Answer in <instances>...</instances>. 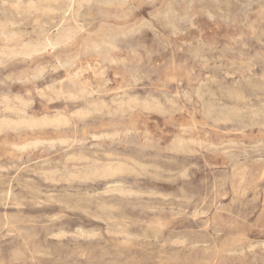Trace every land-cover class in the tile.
<instances>
[{
  "label": "clouds",
  "instance_id": "9594fccd",
  "mask_svg": "<svg viewBox=\"0 0 264 264\" xmlns=\"http://www.w3.org/2000/svg\"><path fill=\"white\" fill-rule=\"evenodd\" d=\"M0 264H264V0H0Z\"/></svg>",
  "mask_w": 264,
  "mask_h": 264
}]
</instances>
